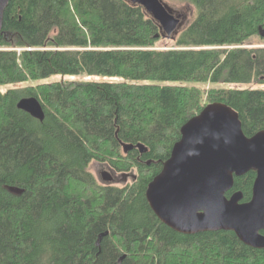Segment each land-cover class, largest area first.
Listing matches in <instances>:
<instances>
[{"label":"trees","instance_id":"16d2710c","mask_svg":"<svg viewBox=\"0 0 264 264\" xmlns=\"http://www.w3.org/2000/svg\"><path fill=\"white\" fill-rule=\"evenodd\" d=\"M177 1L195 15L165 49L156 47L159 23L128 0L9 1L0 30V264H264V248L230 230L178 232L146 199L182 125L206 104L231 106L247 136L264 130V88L189 85L264 84V46H246L264 29V0ZM27 96L43 120L17 107ZM92 161L135 169V179L103 185ZM255 176L234 177L226 196L248 201Z\"/></svg>","mask_w":264,"mask_h":264},{"label":"water","instance_id":"95a60500","mask_svg":"<svg viewBox=\"0 0 264 264\" xmlns=\"http://www.w3.org/2000/svg\"><path fill=\"white\" fill-rule=\"evenodd\" d=\"M10 0H0V30ZM143 7L160 25L165 37L175 35L181 14L164 0H128ZM264 37V29L260 31ZM17 107L43 120L34 96L22 97ZM180 139L160 172L149 182L146 199L154 214L170 228L185 234L230 230L246 245L264 248V130L251 136L242 130L238 113L221 101L206 104L185 122ZM146 151L141 144H123ZM255 171L251 197L240 191L229 197L234 177ZM104 181H112L108 172Z\"/></svg>","mask_w":264,"mask_h":264},{"label":"rangeland","instance_id":"374dc122","mask_svg":"<svg viewBox=\"0 0 264 264\" xmlns=\"http://www.w3.org/2000/svg\"><path fill=\"white\" fill-rule=\"evenodd\" d=\"M168 5L173 7L175 10H177L182 16L180 19V26L177 30V33L174 35L173 38L178 34V32L183 29L194 17L195 15V10L192 5H189L185 2L182 1H177V0H164ZM174 44V39H171L170 37H163L156 43V47L158 48H169ZM247 47H259V46H264V39L261 36L255 35L252 36L246 44ZM92 79L90 77H85V76H59L55 75L49 78L50 81H55V80H89ZM93 79H99L94 77ZM36 82L35 81H29L23 84H15V85H9L6 87H2V90H6L8 87H21V86H26V85H34ZM189 85H196L203 90H207L210 87H231V88H236V87H259V88H264V84H258L256 82H251V83H216V84H211V83H195V84H189ZM88 170L93 174L95 179L103 184V185H116V186H124L126 184H130L136 176V170L132 169L129 172H116L113 170L108 164L105 163H99L97 161H92L89 166ZM106 171L109 174L112 175L113 179L112 181H104L102 179V173Z\"/></svg>","mask_w":264,"mask_h":264}]
</instances>
